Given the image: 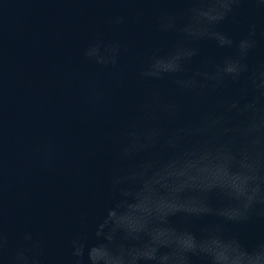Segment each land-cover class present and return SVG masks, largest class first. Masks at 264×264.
I'll return each instance as SVG.
<instances>
[{
	"label": "clouds",
	"instance_id": "1",
	"mask_svg": "<svg viewBox=\"0 0 264 264\" xmlns=\"http://www.w3.org/2000/svg\"><path fill=\"white\" fill-rule=\"evenodd\" d=\"M181 14L163 12L155 27L178 39L166 51L153 48L138 70L142 82L169 81L175 95L215 97L212 107L194 105L193 115L158 92L141 97L132 122L118 133L108 187L111 204L88 236L86 216L68 240L70 264H264V238L245 247L226 226L252 217L264 218V62L249 58L257 47V25L234 40L219 25L235 19L243 3L264 10V0H182ZM139 23L141 17L133 18ZM126 22L117 15L110 23ZM264 35V32L261 33ZM231 50L220 59L201 55L200 43ZM119 41L95 39L81 52L95 65L118 74ZM88 100L102 97L91 80ZM41 160L54 154L51 144L38 146ZM3 162L0 159V195ZM223 201L214 206L212 197ZM186 221L214 217L199 234L189 226H173L171 218ZM43 241L24 232L11 247L0 213V264H42Z\"/></svg>",
	"mask_w": 264,
	"mask_h": 264
},
{
	"label": "water",
	"instance_id": "2",
	"mask_svg": "<svg viewBox=\"0 0 264 264\" xmlns=\"http://www.w3.org/2000/svg\"><path fill=\"white\" fill-rule=\"evenodd\" d=\"M182 0H0V159L3 162L0 213L11 247L24 232L43 241L42 264H70L68 240L79 231L77 220L86 216L90 243L104 210L111 204L110 165L118 133L132 122L138 100L152 92L184 105L212 107L215 97L187 98L174 94L169 81L142 82L138 70L153 48L168 50L176 33L162 34L155 27L163 12L181 14ZM121 15L126 22L110 20ZM139 15L141 21L134 22ZM257 25V47L249 58L264 62V10L243 3L219 25L234 40ZM119 41L118 74L86 61L82 49L95 39ZM201 55L220 59L231 50L200 43ZM92 84L102 99L88 100ZM51 144L47 163L36 151ZM214 206L223 201L212 197ZM214 217L186 221L171 218L173 226H189L199 234ZM245 247L264 238V218L252 217L226 226ZM196 264H203L197 260Z\"/></svg>",
	"mask_w": 264,
	"mask_h": 264
}]
</instances>
